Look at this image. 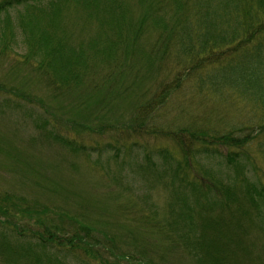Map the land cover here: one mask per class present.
Listing matches in <instances>:
<instances>
[{"label":"trees","instance_id":"16d2710c","mask_svg":"<svg viewBox=\"0 0 264 264\" xmlns=\"http://www.w3.org/2000/svg\"><path fill=\"white\" fill-rule=\"evenodd\" d=\"M152 33L156 42L146 51L142 42ZM18 37L21 61L42 73L52 90L95 92L106 107L135 96L130 128L136 135H156L154 113L189 81L207 101L230 98L259 113L256 123L202 126L189 137L162 129L159 138L172 137L177 151L159 148L139 165L169 192L162 218L156 210L136 219L154 229L156 249L179 250L191 256V264H236L248 248L245 225L257 217L264 228V185L251 176L257 167L248 149L263 136L257 144L264 159V0H0V58L17 51ZM136 58L156 67V87L139 80L142 69L130 61ZM129 69L136 70L130 77ZM10 99L3 103L10 105ZM54 129L45 128L44 135L71 153L99 150ZM111 150L108 145L101 154ZM211 159L223 162L227 177L204 164ZM32 206L0 193V264H71L68 256L80 251L97 264L130 261L122 254L103 259L105 238L84 221L50 211L55 218L44 221L53 227L41 226L39 217L33 225L25 219ZM56 220L69 224L71 233H60ZM133 264L170 263L160 253L156 261L142 257Z\"/></svg>","mask_w":264,"mask_h":264},{"label":"rangeland","instance_id":"374dc122","mask_svg":"<svg viewBox=\"0 0 264 264\" xmlns=\"http://www.w3.org/2000/svg\"><path fill=\"white\" fill-rule=\"evenodd\" d=\"M20 40L18 37L19 47L9 59L0 58V193L12 195L18 202L26 199L30 205L35 204L25 218L33 225L39 217L43 220L39 222L41 226L53 227L51 221L55 217L49 213L51 211L95 226L102 233L98 236L106 240L101 246L103 259L119 254L118 257L130 258L128 263L123 260V264H133L142 257L156 261L162 253L170 264H191V256L179 250L158 251L154 229L138 224L139 215L152 216V211L158 210L162 218L160 213L166 210L169 194L163 191L155 176H145L139 165L146 162V153L159 148L177 151L171 136L159 138L162 129L183 130L182 135L189 137L200 133L202 126L218 125L224 129L256 123L260 120L259 113L249 106L231 103L230 98L229 102L221 98L207 101L193 91L192 81H189L154 113L151 125L156 128V135L151 138L136 135L134 128H130L135 121L132 118L137 103L135 96L126 101L116 99L113 105L106 107L95 92L72 94L52 90L42 73L21 61ZM155 42L154 33L144 37L143 49L150 50ZM136 59L138 61H130L136 64L133 68L142 69L139 80L146 78L144 84L155 85L156 67L152 70ZM171 65L173 63L169 62L170 68ZM129 71L127 75L136 72L135 69ZM8 97L10 105L3 103ZM16 104L20 107L16 108ZM45 128L72 138L87 149L99 150L93 155L71 153L55 139L45 136ZM262 138L250 143L248 149L257 167L251 176L264 185V159L257 144ZM108 145L114 152L101 154ZM204 162L215 171H223L226 177L229 174L221 160ZM46 216L51 221H44ZM254 218V223L245 225L243 240L248 248L236 264H264V228L259 218ZM57 220L55 225L59 232L69 235V224ZM94 237L92 234L90 243ZM77 256H68L69 262L98 263L81 251Z\"/></svg>","mask_w":264,"mask_h":264}]
</instances>
